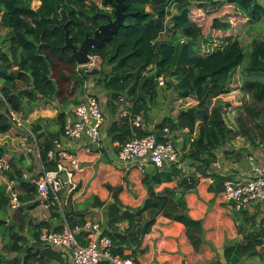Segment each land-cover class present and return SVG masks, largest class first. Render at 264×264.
Listing matches in <instances>:
<instances>
[{
	"label": "trees",
	"instance_id": "obj_1",
	"mask_svg": "<svg viewBox=\"0 0 264 264\" xmlns=\"http://www.w3.org/2000/svg\"><path fill=\"white\" fill-rule=\"evenodd\" d=\"M101 2L109 5L105 0H0V30H4V35L0 33V138L15 126L10 112L27 115L43 103L58 102L62 108L54 121L59 130L46 132L49 126L44 122L49 120L43 119L31 127L42 165L47 171L53 170L55 162L49 160V152L61 140L67 107L77 103L76 96L88 80H94L95 85L107 93L109 105L125 98L130 103L131 114L136 115L157 101L160 88L155 79L164 76L167 88H174L179 98H194L197 104L180 111L177 122H164L158 130L165 127L172 132L188 130L189 147L187 149L186 145L182 158L192 162L197 174L207 177L216 161V152L227 145L233 132L226 122L232 111L231 103L221 97L244 88L264 109V80H261L264 77V39L253 41L247 53L239 39L230 33L237 18L249 25L261 22L264 0H126L125 25L103 48L91 50L90 56L97 57L95 69L99 73L90 76L72 58V50L62 48L66 44L67 30L73 43L80 46L87 35L93 36L100 26L108 23V17H114V11L108 13L99 8ZM35 3H39L37 8ZM193 8L210 13L231 9L233 13L214 17L210 33L206 34L192 19ZM168 31L173 34L171 40L163 38ZM216 32L224 35H214ZM240 70L243 84L238 76ZM245 109L249 112L250 107ZM250 112L258 117V110ZM258 120L256 118L255 124L264 138V124ZM238 123L247 137L253 138L254 130L245 128L241 118ZM109 134L121 145L135 136L146 135L134 130L129 118H124L120 124L114 123ZM6 155V148L0 144V161H4ZM7 163L10 168L14 166L11 160ZM1 176L20 193L19 207L11 221L6 222L3 215L0 216V264L62 262L60 253L40 241L42 234L52 230L50 224L44 221L35 225L30 218L31 211L42 204L37 186L25 180L20 169L0 171ZM179 176L181 179L175 189L158 194L151 187ZM197 181L198 177H186L176 167L146 175L144 184L150 198L144 208L133 211L124 210L114 193L109 230L103 234L111 238L114 254L132 258L139 264L136 252L125 255L124 250L141 245L146 212L153 213L146 222L148 231L155 224L156 216L163 215L186 227L188 239L198 252L203 244L204 229L201 222L189 216L185 200L186 191L195 187ZM216 182L222 185L224 178L216 177ZM8 193V185L0 184V212L10 207ZM54 203L53 198L46 202L52 212L58 209ZM65 216L71 226L85 222L83 215L65 211ZM124 221L128 228L121 231L118 224ZM247 240L246 245L226 248L227 264H242L262 243Z\"/></svg>",
	"mask_w": 264,
	"mask_h": 264
},
{
	"label": "crops",
	"instance_id": "obj_2",
	"mask_svg": "<svg viewBox=\"0 0 264 264\" xmlns=\"http://www.w3.org/2000/svg\"><path fill=\"white\" fill-rule=\"evenodd\" d=\"M163 38L165 39V36ZM90 83V89L99 99L106 122L101 130L102 140L99 145H92L87 138L70 142L63 137V133L61 134L62 146L77 156L81 166V170L76 174L78 190L72 194L67 193L66 190L63 194L64 199H69L65 206L66 213L83 215L81 216L83 220L99 223L101 225L100 234H104L105 230H109V210L114 203V193H117L124 210L142 209L150 198L148 187L144 184L146 175L170 171L176 167L186 177L194 175L198 177L195 187L186 191L185 200L189 216L202 223L204 229L202 247L198 252L195 250L188 239L186 227L182 223L172 221L163 215H157L155 224L149 231L147 230L141 245L127 247L124 254L131 255L136 252L135 258L139 264H227L226 248L232 245H246L247 239H251L253 242L259 240L262 243L257 247V251L243 259L242 264H255L252 258H258L261 260V264H264V212L262 205L253 202L242 210L245 213L237 212L232 204L226 202L222 193L223 184L218 185L216 182V177L224 178V181L227 179L235 182L249 180L251 176L249 158L252 156L264 170V138L261 135V130L255 124L253 138H248L238 123V118H240L238 113L245 112V106L251 101L250 94L244 88H240L221 97L223 101L231 103L232 111L228 114L226 122L233 132L227 145L216 152V161L211 166L207 177L197 174L192 162L182 158V152L186 145L187 149L189 147L188 130L171 131L175 146L181 152V162L178 165L162 170L150 167L146 169L145 173H142L137 166L126 168L119 162V143L114 142L109 134L112 125L120 124L124 119L120 117V103L115 102L113 105H109L107 93L96 86L94 82ZM85 90L86 85L77 94V103H72L67 107V116L73 113L77 104L86 99ZM159 91L160 95L157 101L149 105L146 111L140 113L144 117L141 131L146 134L152 131L161 134L158 126L167 121L177 122L180 111L187 110L197 104L192 97L179 98L174 88L166 87ZM61 108L58 102L43 103L34 107L27 115L20 113L17 115L26 127H32L37 124L38 120L43 119L49 120L47 123L44 122L49 126L45 129L46 132L57 131L59 127L54 119ZM53 121L56 124L54 130L50 127ZM0 144L7 150L4 161H0L5 164L4 170L20 169L24 175L29 176L40 174L42 163L39 153L24 129L14 126L8 133L1 136ZM10 160L14 163L11 168L10 163H7ZM180 179L179 176L173 181L152 184L151 187L155 193L160 194L166 189L177 188ZM0 184H7L13 193H20L16 186L9 183L4 176L0 177ZM219 188H222V191H219ZM54 206H56L55 203ZM11 210L15 211L16 209H13L10 204L6 211L0 212V216L3 215L6 222L11 221L13 215ZM30 216L35 225L45 221L54 231L57 228L61 229L64 224L59 206L52 212L50 204L42 203L31 211ZM152 216L153 213L146 212L143 224L145 225ZM118 227L121 231H125L128 228V223L124 221L118 224ZM78 239L84 242L81 237ZM33 243L34 241L31 240L30 244ZM52 249L60 253L62 257V262L54 261L53 264H70L69 258L64 256L59 249Z\"/></svg>",
	"mask_w": 264,
	"mask_h": 264
},
{
	"label": "built area",
	"instance_id": "obj_3",
	"mask_svg": "<svg viewBox=\"0 0 264 264\" xmlns=\"http://www.w3.org/2000/svg\"><path fill=\"white\" fill-rule=\"evenodd\" d=\"M99 8L105 12L112 13L114 7L102 2ZM88 65L79 67L90 72L97 68V57L90 56ZM155 81L160 89L166 88V78L156 77ZM91 87V86H90ZM90 87L86 86V99L77 104L71 115L66 118L63 137L76 142L87 138L92 145L101 143V130L106 122L99 99L92 93ZM120 117L129 118L134 130H142L144 117L141 114L132 115L127 99L121 98ZM14 125L24 129L32 139L36 150L39 147L36 136L26 127L17 113L10 112ZM159 134L157 131L147 133L143 137L135 136L124 145L119 144L118 160L126 168L137 166L145 173L147 168L165 169L178 165L181 162V152L175 146L174 138L169 127H165ZM49 160L55 162V169L42 170L39 175H24V179L37 186L39 199L42 203L53 198L54 202L61 208L64 224L60 231L51 230L40 236V241L47 248H56L70 260V264H136L132 258H123L115 255L114 244L107 235L100 234L101 225L93 221H85L82 225L71 226L65 216V206L68 198L64 199L63 194H72L78 190L76 174L81 170L77 156L65 149L61 142H56L55 149L49 152ZM251 164V176L246 182H235L225 180L223 183V196L226 202L233 205L237 212L244 210L250 203H260L264 212V170L256 161L255 157L249 158ZM5 169V164L0 163V171ZM64 176V178H63ZM213 183V181H211ZM11 207H19L18 194L13 193L9 188ZM47 205V204H46ZM81 237V242L78 238Z\"/></svg>",
	"mask_w": 264,
	"mask_h": 264
},
{
	"label": "rangeland",
	"instance_id": "obj_4",
	"mask_svg": "<svg viewBox=\"0 0 264 264\" xmlns=\"http://www.w3.org/2000/svg\"><path fill=\"white\" fill-rule=\"evenodd\" d=\"M39 3H35L34 7L37 8ZM231 9H225L221 13L219 12H207V11H198L196 8H193L191 12L192 19L197 22V24L201 27H203V30L206 34L210 33V26L212 19L214 17H224L227 15L232 14ZM234 22V20H233ZM0 33L4 35V30H0ZM233 37H237L239 41L241 42L242 47L244 50L248 53L250 51V47L253 41L255 40H263L264 39V18L259 22L258 24L249 25L245 23V21L242 18H237L235 20V28L232 32H230ZM214 35L223 36L222 33H215ZM166 39L171 40L173 38V34L168 31L164 34ZM58 69L55 70V75L57 74ZM238 76L240 77V80L242 81V72L239 71ZM261 80H264V77L261 78ZM94 82V80L90 79L88 80L85 85L90 87L91 83ZM95 83V82H94ZM243 84V82H242ZM250 102L245 107L249 106V112L245 109V112L241 113L239 112V116L243 121V125L248 130H252L253 126H255L256 118H258V122L260 124H264V109L263 105L255 101V99L250 94ZM253 109L258 110V117H254L251 115L250 111H253ZM228 119V117H227ZM54 125H56L54 122H51L50 127L54 130ZM29 127V126H28ZM31 129V127H29ZM11 213L14 214V211L11 210ZM14 255V254H13ZM255 264H261V260L258 258L254 259L252 258ZM250 262V261H249Z\"/></svg>",
	"mask_w": 264,
	"mask_h": 264
},
{
	"label": "water",
	"instance_id": "obj_5",
	"mask_svg": "<svg viewBox=\"0 0 264 264\" xmlns=\"http://www.w3.org/2000/svg\"><path fill=\"white\" fill-rule=\"evenodd\" d=\"M105 2L107 4H111L114 7V17H108V23L100 26L94 32L93 36L87 35L80 46H76L73 43V38L71 37L70 32L68 30L66 31V44L62 49L72 50V58L76 60L79 67L88 65L91 61V50L95 48H103L104 45L110 42L119 32V30L125 25L124 22L127 17L126 0H105ZM98 73V70L94 69L89 72V75L95 76ZM8 196L10 197V193H8ZM148 226V223L143 226V235L147 234Z\"/></svg>",
	"mask_w": 264,
	"mask_h": 264
}]
</instances>
